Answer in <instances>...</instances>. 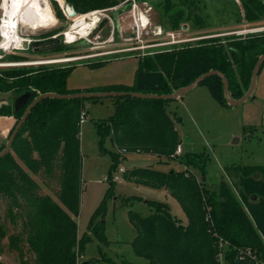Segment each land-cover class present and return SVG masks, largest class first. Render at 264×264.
Segmentation results:
<instances>
[{
  "label": "trees",
  "instance_id": "16d2710c",
  "mask_svg": "<svg viewBox=\"0 0 264 264\" xmlns=\"http://www.w3.org/2000/svg\"><path fill=\"white\" fill-rule=\"evenodd\" d=\"M123 1L131 3V0H65L77 14L113 7ZM158 1L163 5L162 18L172 23V30H179L180 21L184 23L188 17H193L196 25L202 24V16L190 8L194 2L214 5L217 0H181L175 7L171 0ZM219 1L226 3L222 15L227 21L234 15L237 24H248L250 28L264 26L263 0H239V4L236 0ZM52 4L55 15L64 17L58 2ZM160 21L165 24V20ZM21 51L33 54L31 49ZM263 53L264 29L203 37L139 56L136 74L161 71L163 87L156 93L169 94L216 69L227 77L232 96L240 98L249 88L253 68ZM15 56L10 54L5 59L27 58L24 54ZM75 68V65L49 64L1 69L0 93L8 96L0 100V115L15 116L16 125L33 99L16 110L15 99L25 91L37 96L46 92L138 90L136 78L132 84L69 88L68 78ZM202 83L208 85L222 106H230L218 75L209 76ZM98 99H41L20 127L10 151L0 157V201L5 203L0 214V255L14 254L18 264L113 263L104 254L93 259L80 260V257L93 238L99 246L109 243L103 219L106 200L114 192L112 172L119 169L120 162L129 154L138 152L154 154L160 161L178 159L183 164V169L169 171L135 167L123 170V178L165 188L178 200L187 217L183 223L171 213L166 202L158 200L148 201L152 208L148 215L129 212L135 230L132 247L146 259L144 264H264V165H229L226 177L218 184L211 183L207 178L209 156L205 152L176 154L181 144L177 124L182 119L168 109L173 99L113 97L114 112L96 120L100 144L106 137L113 143L107 178L110 185L86 230L80 234L77 222L83 184L80 128L88 113L87 102ZM138 198L141 197H124L127 202ZM0 264L6 263L0 260Z\"/></svg>",
  "mask_w": 264,
  "mask_h": 264
},
{
  "label": "rangeland",
  "instance_id": "374dc122",
  "mask_svg": "<svg viewBox=\"0 0 264 264\" xmlns=\"http://www.w3.org/2000/svg\"><path fill=\"white\" fill-rule=\"evenodd\" d=\"M171 1L174 7L181 2V0ZM53 2L55 1L49 0V5ZM60 2L64 5L66 3L65 0H60ZM134 2L137 5L136 9H133ZM236 2L239 4L240 1L236 0ZM225 6L226 3L219 0L214 5L205 1L194 2L190 8L202 16L203 22L196 25L193 17L185 18L186 22L184 23L180 21L178 29L180 28L182 37L224 36L231 33L240 34L238 33L240 31L246 34L264 29V26L250 28L248 24H237L234 15L227 21L222 15ZM119 10L122 12L116 14ZM1 11L0 9V17ZM52 11L55 12L54 9ZM96 11L95 16L86 19L88 22L91 19L95 20L87 30L89 34L86 37L78 36L72 42L64 41L63 47L59 50L51 53L32 54L19 49L0 48V64L14 63L12 65H0V70L49 64L75 65L76 68L70 75L69 86L71 88L85 89L119 82L132 84L135 79L134 67H136L138 57L163 47L156 46L142 50L123 51L125 48L135 47L142 43L138 39L136 19L141 14L147 16L150 33L144 35L143 40L148 43L164 40L166 38L165 33L172 30V23L166 18H162L163 5H160L158 0H131L130 4L123 1L116 6ZM77 17V15L75 17L65 15L64 17H57L55 15L56 21L36 28L20 21L18 33L32 41L47 34H62L74 23V19ZM160 19L165 20V24H162ZM158 26L163 30L161 35L154 33ZM60 37L65 40L63 34ZM10 54L16 56L24 54L27 58L5 59ZM68 58L77 59L48 62ZM25 62L38 63L21 64ZM7 96V94L0 93V100L6 99ZM168 109L171 112L175 111L182 119V122L177 124L181 139V152L203 151L209 156L207 178L211 183L218 184L221 182L226 177L225 169L229 165H264V64L257 76L254 98L241 105L222 106L212 96L208 85L201 83L182 98L172 100ZM87 111V116L82 121L80 128L83 182L80 214L77 218L80 234L86 230L91 215L101 204L110 185L107 178L112 166L113 143L110 137H106L104 143L100 144L96 120L106 118L114 112V99L108 96L97 101H88ZM1 116L3 115H0V147L5 146L17 120L13 115H7L5 118H1ZM147 166L162 171L184 168L178 159L160 161L154 154L134 152L120 162L119 169L123 168L125 171L135 167ZM119 169L112 172L113 179L115 176H118V179H115L113 194L106 200V213L103 219L105 234L109 243L107 245L101 244L100 247L97 239L93 238L87 244L80 260L98 258L104 254L113 261L110 264H123L122 261L146 263V259L137 255L132 247L135 230L129 219V212L133 210L142 215H148L152 211L149 200L166 202L174 216L183 223L187 222L186 214L180 203L165 188H155L127 181ZM195 171L199 173L198 170ZM131 195L141 198L127 202L124 197ZM4 210L5 203L0 201V214ZM0 260L6 264H18L14 254H2Z\"/></svg>",
  "mask_w": 264,
  "mask_h": 264
},
{
  "label": "water",
  "instance_id": "95a60500",
  "mask_svg": "<svg viewBox=\"0 0 264 264\" xmlns=\"http://www.w3.org/2000/svg\"><path fill=\"white\" fill-rule=\"evenodd\" d=\"M71 7V10L68 11V14L70 16H75L77 14V11L75 10L74 6L71 4H68ZM122 10H119L116 14L121 13ZM114 14V15H116ZM95 22L94 19L90 20V26ZM62 34H55L47 39H41V40H34L29 41L28 39H25L22 44V48L24 50L31 49L33 54H44V53H51L55 51L56 49L63 46L64 40L62 37H60ZM264 64V53L259 56L257 59L255 66L252 71L251 75V82L249 85V88L247 91L240 97V98H234L230 91V84L223 72L220 70H209L200 76H198L194 81H192L190 84L180 87L177 90H175L172 93L169 94H158L156 91H159L163 87V73L161 71H140L137 72L136 75V87L137 91H100V92H75V93H68V94H60L56 92H46L41 93L36 96V94L32 91H25L22 94H20L14 102L15 109L18 110L25 106L32 98V101L27 105L23 115L21 116L20 120L15 125V128L11 132L5 146L0 151V157L6 155L10 149L11 145L14 141L15 136L17 135L20 127L23 125V123L26 121L29 113L31 112L32 108L43 98L47 97H53V98H102V97H117V96H124V95H131L135 97H147V98H161V99H178L182 98L184 95L189 93L191 90H193L197 85L201 84L207 77L212 75H218L223 82V91L225 98L227 102L232 106H238L243 104L249 99L254 98V91L256 88L257 83V76L258 73Z\"/></svg>",
  "mask_w": 264,
  "mask_h": 264
},
{
  "label": "bare ground",
  "instance_id": "6f19581e",
  "mask_svg": "<svg viewBox=\"0 0 264 264\" xmlns=\"http://www.w3.org/2000/svg\"><path fill=\"white\" fill-rule=\"evenodd\" d=\"M66 8L68 11L71 10V7L69 5H67ZM14 9L16 10V13H18L19 16L18 20H21L22 22L26 23L32 28H36L38 26H44L56 21L55 15L53 14L51 7L46 0H16ZM14 23L15 22L12 21L7 25V28L4 29L3 32L4 39L2 46H4L5 48L11 46L22 47L24 38L17 32L16 28L14 27L15 26ZM89 27H90V22L84 19V17L78 16L77 18L74 19V23L65 30L67 41L72 42L79 35H82V33L84 34L87 33ZM72 59H77V58L50 60L48 62L61 61V60L72 61ZM31 63L34 64L38 62H25L21 64H31ZM9 64L12 65L14 63H2L0 65H9Z\"/></svg>",
  "mask_w": 264,
  "mask_h": 264
},
{
  "label": "built area",
  "instance_id": "2783aa9c",
  "mask_svg": "<svg viewBox=\"0 0 264 264\" xmlns=\"http://www.w3.org/2000/svg\"><path fill=\"white\" fill-rule=\"evenodd\" d=\"M15 1L16 0H1V2H0V9L2 10L1 11V17H0V48H3V49L13 48V49L24 50L22 47L11 46V47L5 48L4 46H2L3 39H4L3 32H4V29L7 28V25L9 23L14 21L15 22L14 23L15 24L14 27L16 28V30L18 32L19 22L21 20H18V18H19L18 13H16V10L14 9L15 8ZM46 1H47V3H49V0H46ZM54 1H58L59 2V5H60V7H61V9L63 11V14L65 16L72 17V16H70L68 14V11H67V8H66L68 3H65V5H64V4H62L60 2V0H54ZM50 7H52V4H50ZM136 7H137V5L134 2L133 3V9H136ZM52 9H53V7H52ZM96 13H97V11L93 10V11H90V12H88L86 14H81V15L80 14H76V15L77 16H82V17H84V19H90L92 16H95ZM53 14L55 15V12ZM138 19H139V22H137ZM148 25H149V20H148L147 16H145L144 14L139 15V17L136 19V30H137V34H138V39L142 43L140 45H138V46H135V47L132 46V47L125 48L123 51H132V50H135V49H141L142 50V49H147L149 47H156V46L157 47H160V46H173V45L181 44V43L188 42V41H191V40H195L196 38H198V37H187V38L186 37H182L181 30H171V31H167L165 33L166 38L164 40H161V41L155 42V43H148V42H145L143 40V36L144 35H148L150 33V31L148 30L149 29ZM154 33L156 35H161V34H163V30H162V28L160 26H158ZM238 33H241V31L238 32ZM62 34L65 37L64 41H67L66 31H64ZM88 34H89V32L85 33L83 35H79V37H86ZM25 39H28L29 41H32L29 38H24V40ZM67 42H69V41H67ZM179 153H181L180 146H178L177 149H176V154H179ZM119 171L123 172V168H120ZM115 179L117 180L118 176H115Z\"/></svg>",
  "mask_w": 264,
  "mask_h": 264
},
{
  "label": "crops",
  "instance_id": "0c3cea01",
  "mask_svg": "<svg viewBox=\"0 0 264 264\" xmlns=\"http://www.w3.org/2000/svg\"><path fill=\"white\" fill-rule=\"evenodd\" d=\"M244 29V28H243ZM246 29V28H245ZM137 61V60H136ZM136 70H137V62H136V67H134V73H135V78H136ZM135 80V79H134ZM69 81H70V77L68 78V87L69 88H71L70 86H69ZM1 118H5V116H1ZM8 118V117H7ZM8 119H10V117L8 118Z\"/></svg>",
  "mask_w": 264,
  "mask_h": 264
}]
</instances>
